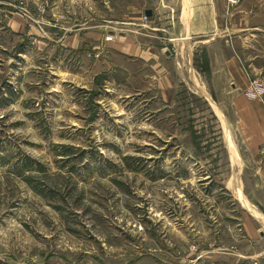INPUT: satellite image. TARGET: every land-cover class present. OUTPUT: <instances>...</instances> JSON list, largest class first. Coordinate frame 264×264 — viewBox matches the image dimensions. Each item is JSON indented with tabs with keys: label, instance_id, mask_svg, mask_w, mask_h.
Returning <instances> with one entry per match:
<instances>
[{
	"label": "rangeland",
	"instance_id": "rangeland-1",
	"mask_svg": "<svg viewBox=\"0 0 264 264\" xmlns=\"http://www.w3.org/2000/svg\"><path fill=\"white\" fill-rule=\"evenodd\" d=\"M214 1L187 44L172 0H0V264H264V0Z\"/></svg>",
	"mask_w": 264,
	"mask_h": 264
},
{
	"label": "crops",
	"instance_id": "crops-1",
	"mask_svg": "<svg viewBox=\"0 0 264 264\" xmlns=\"http://www.w3.org/2000/svg\"><path fill=\"white\" fill-rule=\"evenodd\" d=\"M177 2L179 4L178 23L180 26L181 40L185 41L187 44L193 43L195 38L201 34L200 28L203 27L210 29L212 37L215 35L214 28L216 29V23L214 21L215 18L218 17L217 12L219 10L217 11V4H215L214 0H172V3H174V5H172L173 7H171V9L174 8L175 10ZM184 28L186 31L185 34L189 37H183ZM223 35L226 38H230L225 41V44H227V47L229 48L232 43L231 38L233 36L235 37L236 35L235 30H230V28H228L227 33H224L223 31ZM218 38L219 36L217 35V39L212 38L211 42L217 41ZM188 49H190L191 51L190 45L188 46ZM168 55L169 54L166 53V56ZM214 57L215 56L213 55L212 58ZM226 58L227 61H225L222 66L231 77L235 78L233 79V86H241L242 88H246L247 86H249V80L245 76L239 62L236 60V54L230 53V55H227ZM153 69L157 71L160 76V79L157 83L161 84L162 86H171L173 84L172 80H169V78H167L169 70H167V67H165V65L158 63L157 65L153 66ZM169 81H171V84ZM248 108L249 107L246 106L242 109V112H244L243 117H245V124L241 131L243 134L244 146L249 153V156L253 157L255 155V147L264 143V108L259 102H255L252 104V110L258 114V121H255L251 116L250 118L246 116L245 113L248 112ZM258 178L260 182L259 191L261 192L260 194H262L264 193V169L258 172Z\"/></svg>",
	"mask_w": 264,
	"mask_h": 264
},
{
	"label": "built area",
	"instance_id": "built-area-1",
	"mask_svg": "<svg viewBox=\"0 0 264 264\" xmlns=\"http://www.w3.org/2000/svg\"><path fill=\"white\" fill-rule=\"evenodd\" d=\"M238 0H230L231 4H235ZM259 90H261L262 92V99H263V102H264V88H258Z\"/></svg>",
	"mask_w": 264,
	"mask_h": 264
},
{
	"label": "bare ground",
	"instance_id": "bare-ground-1",
	"mask_svg": "<svg viewBox=\"0 0 264 264\" xmlns=\"http://www.w3.org/2000/svg\"><path fill=\"white\" fill-rule=\"evenodd\" d=\"M236 188H237V186H236ZM240 195H241V194H240ZM245 202H246V201H245ZM245 202L243 201V204L245 205V207L247 206L248 209H250L248 203H247V202L245 203Z\"/></svg>",
	"mask_w": 264,
	"mask_h": 264
},
{
	"label": "water",
	"instance_id": "water-1",
	"mask_svg": "<svg viewBox=\"0 0 264 264\" xmlns=\"http://www.w3.org/2000/svg\"><path fill=\"white\" fill-rule=\"evenodd\" d=\"M148 15H151V12L150 11L148 12Z\"/></svg>",
	"mask_w": 264,
	"mask_h": 264
}]
</instances>
